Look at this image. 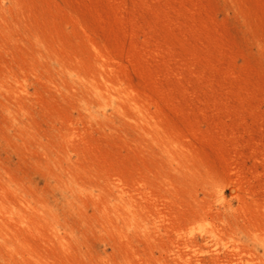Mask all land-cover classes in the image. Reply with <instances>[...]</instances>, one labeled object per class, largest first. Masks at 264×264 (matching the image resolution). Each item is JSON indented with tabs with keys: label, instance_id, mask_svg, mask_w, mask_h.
Segmentation results:
<instances>
[{
	"label": "rangeland",
	"instance_id": "obj_1",
	"mask_svg": "<svg viewBox=\"0 0 264 264\" xmlns=\"http://www.w3.org/2000/svg\"><path fill=\"white\" fill-rule=\"evenodd\" d=\"M0 264H264V0H0Z\"/></svg>",
	"mask_w": 264,
	"mask_h": 264
},
{
	"label": "bare ground",
	"instance_id": "obj_2",
	"mask_svg": "<svg viewBox=\"0 0 264 264\" xmlns=\"http://www.w3.org/2000/svg\"><path fill=\"white\" fill-rule=\"evenodd\" d=\"M21 212V211H20ZM217 259V258H216ZM221 259V258H220Z\"/></svg>",
	"mask_w": 264,
	"mask_h": 264
}]
</instances>
